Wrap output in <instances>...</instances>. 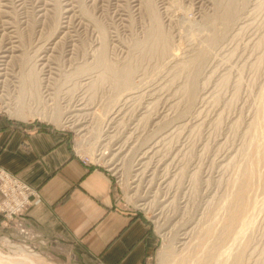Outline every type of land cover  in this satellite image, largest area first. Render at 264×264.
Here are the masks:
<instances>
[{"label": "rangeland", "instance_id": "374dc122", "mask_svg": "<svg viewBox=\"0 0 264 264\" xmlns=\"http://www.w3.org/2000/svg\"><path fill=\"white\" fill-rule=\"evenodd\" d=\"M237 3L225 28L219 0H0V117L71 134L78 154L112 176L118 204L149 224L156 246L146 264H173L188 249L197 258L207 245L264 264V179L241 198L249 159H259L264 0ZM157 21L166 56L147 53ZM114 71L131 75L128 89ZM233 191L241 207L223 208ZM244 205L255 222L236 240ZM0 218L6 259L81 264L33 241L20 222L9 233L13 220Z\"/></svg>", "mask_w": 264, "mask_h": 264}, {"label": "crops", "instance_id": "0c3cea01", "mask_svg": "<svg viewBox=\"0 0 264 264\" xmlns=\"http://www.w3.org/2000/svg\"><path fill=\"white\" fill-rule=\"evenodd\" d=\"M0 167L39 193L9 233L20 222L33 241L81 264L147 263L156 246L149 224L118 204L104 168L81 162L69 132L0 117Z\"/></svg>", "mask_w": 264, "mask_h": 264}, {"label": "bare ground", "instance_id": "6f19581e", "mask_svg": "<svg viewBox=\"0 0 264 264\" xmlns=\"http://www.w3.org/2000/svg\"><path fill=\"white\" fill-rule=\"evenodd\" d=\"M239 1H241V0H219V14H218V20H220V22L225 26V28L226 27H228L230 24H232L233 22H234V20H236V18L235 17H237L236 16V14H237V12L239 13L240 11H238L239 9H238V4L239 3H237V2H239ZM218 6V5H217ZM214 22H216V21H214ZM214 22H213V25H212V27L215 29V24H214ZM216 23H218V22H216ZM156 24H157V26H156V28H155V26H154V34H153V37H152V39H151V43L149 44V46H147L148 47V54L149 55H158V54H160L161 56H166V55H168V53H169V47H168V45H167V42H166V40H165V38L162 36V35H160L159 34V29H161L160 27V23L157 21L156 22ZM231 28V27H230ZM212 40L214 39H216V31H213L212 32ZM168 39V38H167ZM173 53V52H172ZM204 55H206V54H204ZM203 56V55H202ZM154 57V56H153ZM206 58V57H205ZM205 58H203V59H205ZM109 64V63H108ZM188 65V64H187ZM187 67V66H186ZM109 69V71H112L111 69H110V67H108ZM194 68V67H193ZM190 69H191V67H190ZM197 70V69H196ZM192 71V70H191ZM115 72V71H114ZM195 72V71H194ZM111 73V72H110ZM111 74H113V73H111ZM115 74V76L117 77V80H118V85H119V87H121V88H123V89H128L129 88V86L131 85V81H130V78H129V76H131V75H129L128 76V72L127 73H124V74H116V72L114 73ZM113 74V75H114ZM114 76V77H115ZM192 76V75H191ZM36 79V78H35ZM35 79L34 78H30V80H33V81H35ZM107 79V78H106ZM115 79V78H114ZM190 80H193V79H190ZM117 82V81H116ZM194 83H195V81H194ZM26 84V83H25ZM34 84V83H33ZM40 84V83H39ZM264 99V98H263ZM261 105H263V106H261L262 107V109L259 111V112H261L258 116H260V117H258V119H257V121H256V123L258 122V126H257V129H256V140L257 141H255V143H253L254 145H255V150H256V153L259 155V159L257 158V160H250L249 159V162H248V165H249V168L251 169V170H253L252 171V175H251V177H250V180L248 181V183H247V185L245 184L244 185V190L242 191V193H241V198L245 201V198H246V195H247V197H248V195H250L251 194V192H250V194H247V192H248V190L251 188V186L252 185H255V183H254V180H256L257 178H259L260 180H262V179H264V175L261 173V174H257V166H258V164H261L262 162H260V160H261V158H263V160H264V100H263V102H262V104ZM18 112V111H17ZM20 112V111H19ZM18 112V113H19ZM17 116H18V118H20V119H23V121H25V118L24 117H22V116H20L21 115V113H20V115L19 114H16ZM53 116V115H52ZM253 128V127H252ZM251 128V129H252ZM253 130V129H252ZM255 132V131H254ZM250 133H252V132H250ZM251 135V134H250ZM251 137V136H250ZM254 137V136H253ZM253 140H254V138H252ZM94 140V139H93ZM252 141V140H251ZM93 145V144H92ZM252 147H254V146H252ZM103 155V154H102ZM101 155V156H102ZM250 155V154H249ZM106 156V155H105ZM256 156V155H255ZM102 157H104V155L102 156ZM246 161H247V159H246ZM264 163V162H263ZM260 166V165H259ZM258 171H260V170H258ZM254 183V184H253ZM258 184H259V182H258ZM260 185H261V182H260ZM256 186V185H255ZM264 198V197H263ZM250 199V198H249ZM248 199V200H249ZM250 201V200H249ZM252 202V201H251ZM238 203V199H237V197L235 196V193H234V191L232 192V193H230V194H228V195H226V199H225V202H224V206H223V204L221 205V206H223V208L224 207H227L228 209H230V207L232 206V205H235V207L238 205L237 204ZM257 203V202H256ZM262 203L264 204V201H262ZM248 205V204H247ZM238 206H240V205H238ZM249 206V205H248ZM241 207V206H240ZM256 207H258V206H256ZM223 208H220V209H223ZM254 208V207H253ZM257 210H258V208H257ZM251 211H255L254 209L252 210L251 209ZM260 211V210H259ZM248 212V208L246 207V205H244L243 207H242V209L240 210V213L242 214V218L244 219L243 220V222H242V225H243V231L242 232H237V235H235V234H232V236H235L236 237V240H242L243 239V237L245 238V234L248 232V230H250V228H252L253 226H254V215H253V213L250 215V214H248L247 213ZM249 213H251V212H249ZM215 222H218V221H215ZM214 222V223H215ZM211 224V223H210ZM214 225V224H213ZM208 226H210V225H208ZM207 229V228H206ZM203 232H205V230L203 231ZM219 232V231H218ZM231 233V232H230ZM219 234V233H218ZM228 234V233H227ZM216 236H217V232H216V229H214V226H210V227H208V229L206 230V235H205V237H207V239H206V243H207V240H208V243H210V242H212L213 241V239L215 240V238H216ZM200 237V236H199ZM218 237V236H217ZM234 237V238H235ZM198 238V237H197ZM233 239V238H232ZM231 239V240H232ZM195 240V239H194ZM199 240H201V239H199ZM219 240V239H218ZM234 240V239H233ZM201 242V241H200ZM232 242V241H231ZM213 243H214V241H213ZM216 243H219V242H216ZM236 243H237V241H236ZM240 243V242H239ZM202 244H204L203 242H202ZM234 244V243H233ZM241 245H242V242L240 243ZM240 244H239V247H240ZM189 245V244H188ZM206 245V244H205ZM211 245V244H210ZM229 245H231V244H229ZM228 245V246H229ZM203 246V245H202ZM214 246V245H213ZM212 246V247H213ZM216 246V245H215ZM224 245L222 244V247H223ZM227 246V247H228ZM233 246V245H232ZM229 247V248H226V249H221L220 247L221 246H219L218 248H220L221 249V251H216L217 253H219V254H215L216 255V259H214L215 258V255H213L214 253H211V251L209 252V249L211 250V247H208V245L206 246V249H205V251H203V252H201L200 254H198V255H200V257L197 255V258H195V257H193V255H192V252L188 249V248H186V250H187V252H185V253H181V255L180 256H177V258L174 260V263L173 264H176V263H178V264H209V262H213V264H241V259H240V256L238 255V254H236V255H238V256H236V258H235V255H234V249H233V247ZM243 247V246H242ZM217 248V247H216ZM220 249H218V250H220ZM185 250V249H184ZM185 250V251H186ZM236 250V249H235ZM213 251V250H212ZM238 251H235V253H237ZM195 253V252H194ZM198 253V252H197ZM239 253V252H238ZM4 254H2L1 252H0V264H39V263H37V262H35L34 260H31V259H24V260H22V261H19V262H17V261H15V259L13 260V259H11V258H8V259H6L5 257H8V256H6L5 255V257L3 256ZM196 256V255H195ZM18 259H21V257L20 258H18ZM236 259V260H235ZM173 260V259H172Z\"/></svg>", "mask_w": 264, "mask_h": 264}, {"label": "built area", "instance_id": "2783aa9c", "mask_svg": "<svg viewBox=\"0 0 264 264\" xmlns=\"http://www.w3.org/2000/svg\"><path fill=\"white\" fill-rule=\"evenodd\" d=\"M81 162L85 165H95L86 157L78 154ZM0 192L3 194V200L0 203V211L5 213L6 217L14 220L21 217L31 204L33 199L38 198V191L22 181L16 175L0 167ZM21 231L28 230L18 223Z\"/></svg>", "mask_w": 264, "mask_h": 264}]
</instances>
